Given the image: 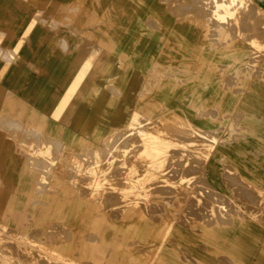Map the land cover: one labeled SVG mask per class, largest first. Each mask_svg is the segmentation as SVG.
<instances>
[{
	"label": "rangeland",
	"instance_id": "1",
	"mask_svg": "<svg viewBox=\"0 0 264 264\" xmlns=\"http://www.w3.org/2000/svg\"><path fill=\"white\" fill-rule=\"evenodd\" d=\"M13 1L14 0H0V20H9L12 28L17 29V35L19 36V39L14 44H12V40L16 39L15 34L9 30L10 27H8V24L4 25L5 20L0 22V76H4L2 82L5 86L17 87L27 80L26 78L28 76L27 69L20 62L26 59H31L33 61L37 60L32 53H35V55L42 53L41 50L50 39V35L46 34L41 27H37L36 25L45 24L47 22L52 26L62 23H64V25H68V15L67 11H64L65 14H62L60 16L61 18L54 14V10L57 6L55 0H16L22 5H25V10L23 11L16 10ZM58 1H60V3L65 8L71 7L72 5L75 6V16L72 14L70 15L71 24H73L72 18L74 17L75 34L79 36L82 34L84 29H87L90 31L86 32L84 35H86V37L94 35L91 38H96V41L93 40L91 44V57L88 59L89 61H86L84 68L75 77V80L72 84H68L67 79H62V74L59 76L55 75L53 77L52 85H56L57 82H60L61 87L67 91V94L62 101L59 99V95H57L51 88H47L43 91L41 89L22 91L25 93L30 92L33 98H38V106L49 113V117L43 116V119L45 120L43 125L44 135L40 132H37L38 126H33L36 123V125H39V119L37 118L42 117L39 111H36V109L32 110L31 107L26 105H19L20 110L17 112V115H15V106L18 107V105H15L14 101H16L17 98L9 100L7 102V106L3 108L2 114H0V119H2L0 120V142H5L8 144L11 155L6 168H3L4 165L1 164L0 160V166H2L0 167V199L2 200H0V213L2 214H0V264H38L42 261H45L47 264H116L118 261V246L114 240V236L117 229L122 230L124 235L130 234L131 238L148 243L152 233L155 232V225L150 221L151 218H153L151 219L152 221H156V223L161 225L163 224L165 227L164 231L166 232V237L170 234V230H172L174 226V222L169 223L172 220L177 221L178 223L181 222V224L183 222V226H187L188 228L195 230L202 229L205 231L209 229L210 226L205 225V228L204 224L202 223L203 219H200L204 218L202 216V212H204L203 209L206 208L203 206L208 203L207 197L209 198L212 196L211 187L206 181L204 170L205 165H207V162L216 146L223 142L221 131L225 132V130H227L226 128H230L227 131H230L231 129L235 130V133L231 134L232 140L238 137L237 134L241 133L239 130V120L242 119V116L237 111L239 108V103H241L243 94L245 93L244 81L245 79H249L251 75L258 78L262 76V74L255 75L253 73L250 75V71L252 72L255 70L254 68L264 64V58L261 57V53L264 52V10L260 8V2L258 0H202L203 2L201 0H190V2L188 0ZM197 1L200 3L198 2L194 5L193 3ZM186 2H189V7H186L188 10L184 7L187 6ZM148 3L153 4L151 13L156 12L159 16H163V10L161 9V6L165 8L166 12L169 13L164 17L165 21H170L171 16H174V18H177L180 21L184 20L201 25L206 31L207 38L209 40V47L211 49L223 51L222 53H224V49L228 51L238 50V53L241 55V57L234 58L231 56L221 57L215 59L212 63L207 62V59L204 61L202 64L203 66H208L209 64L211 66L204 76L203 85L194 92L193 102L190 108L171 104V100H168L167 98V90H155L151 85L148 84L147 86V83H145L146 75L149 69L153 70V72H156V65L160 62L161 66L164 67L163 61L160 59H154L153 57L157 46H154L153 43L148 46L147 39L148 35L150 34V30L146 25L145 16L147 14V9H145L146 11L144 12L143 10H138L135 8L136 6L147 8L146 4ZM200 7L201 9L203 8V11H200ZM183 8H185L184 11L187 10V12L190 8L191 9L188 13H185L182 10ZM197 8L198 10H196ZM30 9L31 13L28 17V20L31 22L30 25L25 28V13H29ZM209 11L210 13L212 11L214 12L210 14L208 13ZM62 12L63 11H61V13ZM180 12L184 13L181 14ZM201 12H203V15H201ZM200 16L201 18H199ZM62 17L65 18V22H63ZM83 25H85L86 28H84L85 26ZM152 25L153 27L159 25V27L164 28V26H161L158 21ZM104 36H106V38H104ZM89 38L90 37L87 39L91 42L92 39L90 40ZM101 39L104 41L102 42ZM98 40H100V44L98 43ZM94 41L96 43H94ZM102 43H105L104 47H102ZM83 44L84 41L80 38H77L74 42L76 66L80 65V50L84 48L83 46L80 47V45ZM46 49L47 51H54L55 47L53 42H49ZM105 49L107 51L110 49L109 52L114 53V55L117 51H122L123 56L118 62L114 61V58L110 64V71H112V73L105 74L100 79L99 83L94 84L91 80L92 76L87 75V71L90 68L92 71H95V69L105 66L106 62L109 63L111 61V57L107 52H105ZM59 55L60 54H56V57L50 58L44 56L39 59V64L45 65L49 69H53L61 59ZM183 62L184 61L177 59L171 66L172 68H170V73L167 75L158 73L159 76L157 75L158 77H167V79L173 83L177 81L172 86L174 87L172 92H177L179 84L178 82L181 79L180 73L177 72L179 71L177 66H183ZM67 63L68 58L64 59L62 66H66ZM162 67L161 70L163 69ZM217 71L218 74H220L219 76H221L222 80L224 81L223 86L225 88H221L220 83L213 80V83L210 84L212 91L210 98L206 99L202 98L201 96L197 98V96L202 92L203 86L206 84V79L209 77L212 78L217 73ZM93 74L98 77L100 76L99 73L97 74L93 72ZM155 76L152 75L150 77L149 80L151 81V84L153 82L156 83V81L158 83V77ZM140 79H142L141 83L139 82ZM28 81L30 83L29 85H31L35 81V77L30 75ZM107 82L119 88V91L121 92L120 99H117L114 95L109 94L106 91L105 87L107 86ZM138 83H140V86H138ZM0 92L1 98L3 91L0 90ZM74 95L76 98V103L71 112L73 120L71 121L70 128H61V133L59 134L57 131L60 129V126L55 122V119H60L62 117L70 102V99ZM196 98L197 102H195ZM154 101H158V105L152 104ZM58 102L60 103L57 105ZM201 102H205L203 106L200 105ZM198 109H200V116L206 117L207 119L204 121H198L194 118V113ZM12 114H14L16 117H13ZM173 115H175V117ZM181 115L186 117L187 120L183 119ZM219 115H222L223 118L226 119L225 122H223V125L225 126L223 129L219 127V123H216L213 120ZM27 118H30V120ZM3 120L7 122H4ZM159 120L162 121L160 122ZM32 121L34 123H32ZM28 124L30 125L29 127H27ZM182 125H186L185 128ZM144 126L146 127L144 128ZM159 128L160 130H158ZM172 128H174V130ZM171 129L174 131L173 133ZM34 130H36L35 134H33ZM158 131L159 136H157ZM13 132L14 134H16L15 132L18 134L21 133L20 136L18 135L20 139L17 138V134L14 135L16 137H13ZM84 132L87 133V138H84ZM187 132L189 133L187 134ZM135 133L139 137L135 136ZM185 133L187 136L186 138H184ZM8 134H12V136H9ZM30 135H32L33 138ZM46 135H49L48 137L50 138H48ZM133 136H135V138H133ZM178 136L181 137L178 138ZM129 137L133 139H129ZM149 137L150 139H148ZM59 139L60 141H57ZM25 140H31L30 144H27L28 141L25 142ZM116 140H118L117 144ZM136 140L138 141L136 142ZM185 140H187V145L184 143ZM45 141L48 143L46 144ZM194 144L197 146H193ZM112 145H114V147ZM191 146L194 148L191 149ZM85 148L87 149L84 150ZM13 150L19 155V157L13 156ZM132 150L133 154L131 152ZM182 150L184 151L182 152ZM92 151H94L93 153L95 156L93 155ZM177 151H179L178 155ZM187 151H190V154H188L189 152ZM140 152L143 154L145 153L147 156L145 154L144 156L143 154L141 155ZM175 152L176 154H174ZM24 153L25 156H23ZM82 153L86 157L83 155L82 157L78 155ZM136 154L139 156V158ZM53 155L55 156L56 160ZM135 155L137 157H134V159L133 156ZM4 156L7 157L8 155L4 153ZM127 156L131 158V160L128 159ZM197 156L200 158H197ZM192 157L194 159L196 158L197 160L195 159L194 161ZM77 158H80L81 161ZM93 158L96 159L94 160ZM101 158H104L105 160ZM148 158L150 160H148ZM125 159H127L128 162ZM136 159L141 161L139 162ZM37 160L38 162H36ZM177 161H182L180 163L181 165L178 163L179 167L181 166L182 168L177 166ZM166 162L170 164H167ZM116 163L120 164L117 165ZM166 164L167 167H165ZM18 165H28L32 170V174L26 175V173H22L19 171V169H17ZM56 165L60 169H58ZM44 166H47L48 168L46 167V169ZM73 166L75 169H72ZM101 166L104 169H101ZM115 166L117 168L119 167V171L115 169ZM137 166H143L146 168V170L145 168L142 169L141 167L140 170L143 171L141 173L139 167ZM185 166L188 169V172L186 171ZM172 167L178 171L172 173L174 171ZM96 168H98L99 171ZM112 169L115 170V172L117 171L116 174L114 173L115 176L112 172ZM72 170L74 171L73 174H71ZM53 171H58L59 173L55 172L53 174ZM36 173H39V181L42 184H39V181L37 182L38 188L35 195H38L37 197L39 198H41V195H43L42 197L45 199L43 201L35 200L31 206H29V198L31 197V182L34 180ZM109 173L111 174L109 175ZM140 173L142 174L141 176ZM194 173H197V175ZM74 174L79 178H77V176L75 177ZM124 174L125 177L122 176ZM80 175L82 178H84L85 182L82 180ZM86 175L90 176V178H88ZM91 175H93L92 178ZM173 176H175V178L177 177V179H174ZM107 177H111V179L109 180ZM113 180L116 183H113ZM121 181H123L124 184ZM82 182L86 185H83ZM157 182H159V184ZM126 183L132 187L128 186V188L126 185L125 188ZM12 184L14 187L13 193L16 194L14 196L13 194L11 195L10 192L13 190ZM114 184H118V187ZM121 184L124 187H122L123 189L119 187ZM79 185L81 186L79 187ZM152 185L154 187H151ZM164 185H166V188L167 186L171 185L169 188H167L168 191L165 190V187L163 188ZM111 189L114 193H112ZM202 189L204 190L202 191ZM21 190L23 191V194H20ZM84 190H86V192ZM152 190H154V195L152 194ZM171 190L175 192L171 194ZM106 192L109 193V198L112 195L111 199L114 197L115 199L111 201V199L107 197ZM158 192L161 195L158 194ZM165 192L167 194L169 192V194L164 195ZM32 193L34 194V192ZM104 197L108 198V203ZM116 198L118 200H116ZM125 200H128V202ZM239 200L242 199L239 198ZM101 201H105L106 203ZM117 201L118 206H115V203L117 205ZM119 201L122 204L119 203ZM151 202L155 203L152 205ZM101 203H104L105 205ZM140 204H142L144 207H141ZM50 206H53L54 209H49ZM111 206L113 207L111 208ZM150 206L152 207L150 208ZM201 207H203V209ZM154 208L159 210L158 212H161L155 213L153 210ZM197 209L198 211H196ZM220 209L227 210V207L222 206ZM194 210L198 213L195 214ZM132 212L140 216V218H129L126 224H117V220L124 218L126 215ZM167 212L169 214L170 212H173V215H176L175 219L167 217L165 218L164 215L167 214ZM119 213L121 217L118 215ZM212 216H214V213ZM142 219L146 220L148 226L144 227L141 225ZM206 221L209 223V221L211 222L212 219L208 218L205 220V222ZM160 230L162 231L163 229L161 228ZM95 236L98 238H94ZM154 244L155 243H152V246H154ZM103 245L113 248L111 254L102 247ZM16 249H18L19 252H17L18 250ZM24 253L26 254L25 257L27 258H23L25 255ZM35 255L39 256V258H36ZM26 260L28 261L26 262ZM45 262H42L41 264H46ZM148 262L149 260L145 259L140 261V264H148Z\"/></svg>",
	"mask_w": 264,
	"mask_h": 264
},
{
	"label": "crops",
	"instance_id": "2",
	"mask_svg": "<svg viewBox=\"0 0 264 264\" xmlns=\"http://www.w3.org/2000/svg\"><path fill=\"white\" fill-rule=\"evenodd\" d=\"M258 1L260 2V8L264 10V0ZM55 2L57 6L54 14L61 18L60 16L65 14L64 10L67 11L68 25L62 23L52 26L48 22L36 25L37 27H41L46 34L50 35V39L41 50L42 53L39 55L32 53L37 60L26 59L20 62L28 72L27 80L21 83V85L17 87L5 86L2 82L4 76H0V90L3 91L0 98V114H2L3 108L7 106V102L10 99L17 98L14 103L15 105H26L41 113L42 117H39L38 120L39 125H41H38L37 128L41 134H44L43 125L45 120L43 116L49 117V113L38 106V98H33L30 92L25 93L22 91L34 89H41L43 91L51 88L59 95V99L62 101L67 91L61 87L60 82L52 85L53 77L62 74V79H67L68 84H72L75 77L84 68L86 61H89L88 59L91 57L90 45L92 42L84 35L90 30L84 29L82 34L77 36L75 34L74 17L72 18L73 24H71L70 15L75 16V6L72 5L65 8L60 1L55 0ZM13 4L16 10H25V5H22L19 1L14 0ZM146 6L147 8L133 7L144 12L147 9L145 16L146 25L150 30L147 41L148 46L152 43L154 46H157L153 54L154 59L163 61L164 67L160 74L167 75L170 73V68H172L171 66L177 59L182 61L187 59L186 62L189 63L187 66H177L179 69L177 72L181 75L177 92H172L174 88L172 86L177 81L173 83L167 77H158V83L156 81V83L153 82L151 84L149 79L154 75V72L150 69L146 75V83L151 85L155 90H167V98L171 100V104L190 108L194 92L203 85L204 76L211 66L210 64L203 66L204 61L207 59V62L212 63L215 59L221 57L231 56L234 58L241 57V55L238 53V50L228 51L224 49V53H222L223 51L211 49L206 31L201 25L184 20L180 21L174 18V16H171L170 21H165L164 17L169 13L166 12L164 7L160 5L163 10V16H159L156 12L151 13L152 3H148ZM31 9L29 13H25V28L31 22L28 20ZM61 11L63 12L61 13ZM4 20V25L8 24L9 30L15 34L16 39L12 40V44H14L19 39L17 29L12 28L9 20ZM4 20H0V22ZM157 21L164 28L159 27V25L153 27L152 24H155ZM63 22H65V18H63ZM77 38L84 41V48L80 50L79 57L81 61L79 66L75 64L76 54L74 53V42ZM49 42H53L54 51H47L46 48ZM105 52L111 57V61L109 63L106 62L105 66H101L95 69V71H92L91 68L87 71V75L92 76L91 80L94 84L99 83L105 74L112 73L110 71V64L114 58V61L118 62L123 56L122 51H117L115 55L106 49ZM56 54H60L59 57L61 59L53 69L39 64V59L42 57H56ZM261 57L264 58V52L261 53ZM66 58H68L67 65L62 66ZM2 63L4 64L3 61ZM254 69V71H250V75L253 73L255 75L262 74V76L258 78L251 75L249 79H245L244 81L245 93L237 111L242 116V119L239 120V130L241 133L237 134L238 137L232 140L231 134L235 133V130L231 129L227 131L230 128H226L225 132L221 131L223 142L216 146L207 165H205L206 181L211 187L212 196L207 198L208 203L206 206H203L206 208L202 212V216L205 218H202V223L210 226L209 229L205 231L202 229L195 230L172 220L169 223L174 222V226L166 237L163 224L161 225L150 220L155 225V232L152 233L149 239L150 243H144L131 238L130 234L124 235L122 230L117 229L114 236V240L118 246V261L116 264H140V261L145 259L149 260L148 264H264V64ZM93 72L99 73L100 76H95ZM30 75L35 77V81L31 85H29L28 81ZM219 75L217 71L211 79L220 83L221 88H224V81ZM106 85L105 89L109 94L114 95L117 99L121 98V92L118 87L109 82ZM75 103L76 98L74 95L70 99L62 117L55 119V122L60 126V129L57 131L59 134L61 133V128H70L71 121L73 120L71 112ZM204 103L201 102L200 105L203 106ZM19 110V107H15V114ZM199 113L200 109L194 113L196 120L204 121L207 119L206 117H201ZM181 117L187 120L183 115ZM27 119L29 120L30 118ZM213 120L219 123V127L222 129L225 127L223 122L226 119L222 115ZM87 137V133L84 132V138ZM12 153L13 156L19 157L14 150ZM17 169L22 173H26V175L32 174V170L28 165H18ZM39 179L40 175L36 173L34 180L31 182L29 206L35 200L43 201L45 199L42 197L43 195H41V198L35 195ZM10 192L11 195H16L13 193L14 187ZM20 194H23L22 190ZM239 198L242 200H239ZM222 206L227 207V210L220 209ZM49 209L53 210L54 207L50 206ZM212 210L214 211L213 217ZM164 217L175 219L176 216L173 215V212H170V214L167 212ZM208 217L213 221L209 223L208 221L205 222ZM129 218L138 219L140 216L132 212L116 222L117 224L124 225ZM161 228L163 230L159 231ZM152 243H155L154 246H152ZM102 247L111 254L112 247L106 245Z\"/></svg>",
	"mask_w": 264,
	"mask_h": 264
},
{
	"label": "bare ground",
	"instance_id": "3",
	"mask_svg": "<svg viewBox=\"0 0 264 264\" xmlns=\"http://www.w3.org/2000/svg\"><path fill=\"white\" fill-rule=\"evenodd\" d=\"M61 1H62V0H61ZM167 1H168V0H167ZM188 1L190 2V0H188ZM193 1H194V0H193ZM199 1H200V0H199ZM199 1L194 2V3L192 2V3L195 5V3H198ZM201 1H202V0H201ZM228 1H229V0H228ZM64 2H65V1H64ZM68 2H70V1H68ZM189 2H188V3L186 2L187 4L184 3V4L187 5V6H184L185 8H186V7H189V6H188ZM202 2H203V1H202ZM211 2H212V1H211ZM199 3H200V2H199ZM204 3H205V2H204ZM213 3H214V2H213ZM236 3H237V2H236ZM217 4H218V3H217ZM197 5H198V4H197ZM211 5H213V4H211ZM177 7H178V6H177ZM191 7H192V5H191ZM196 7H197V6H196ZM206 7H207V6H206ZM213 7H214V6H213ZM178 8H180V7H178ZM178 8H177V9H178ZM185 8H183L182 10L184 11ZM214 8H215V7H214ZM28 9H29V8H28ZM175 9H176V8H175ZM186 9H187V8H186ZM190 9H191V8H190ZM190 9H189V11H190ZM200 9H201V7H200ZM202 9H203V8H202ZM202 9H201L200 11H203ZM232 9H233V8H232ZM178 10H180V9H178ZM182 10H181V11H182ZM187 10H188V9H187ZM187 10H185L184 12L186 13ZM196 10H198V8H197ZM233 10H234V9H233ZM64 11H65V10H64ZM189 11H188V12H189ZM204 11H205V10H204ZM207 11H208V10H207ZM184 12H183V13H184ZM188 12H187V13H188ZM212 12H214V11H212ZM212 12H211V13H212ZM221 12H222V11H221ZM68 13H69V12H68ZM180 13H181V12H180ZM183 13H181V14H183ZM197 13H198V12H197ZM201 13H202L201 15H203V12H201ZM208 13H210V11H209ZM211 13H210V14H211ZM218 13H219V12H218ZM198 14H199V13H198ZM193 15H194V14H193ZM49 16H50V15H49ZM198 16H199V15H198ZM204 16H207V15H204ZM208 16H209V15H208ZM234 16H235V15H234ZM202 17H203V16H202ZM62 18H63V17H62ZM199 18H201V16H200ZM205 18H206V17H205ZM18 19H19V18H18ZM208 19H209V18H208ZM60 20H61V19H60ZM228 20H229V19H228ZM87 21H88V20H87ZM215 21H216V20H215ZM90 22H91V21H90ZM229 22H230V20H229ZM222 23H223V22H222ZM226 23H227V22H226ZM211 24H212V23H211ZM216 24H217V23H216ZM90 25H91V24H90ZM58 26H59V25H58ZM222 26H223V25H222ZM226 26H227V25H226ZM227 27H228V26H227ZM230 28H231V27H230ZM223 29H224V28H223ZM221 31H222V30H221ZM225 31H226V30H225ZM227 31H228V30H227ZM231 32H232V31H231ZM4 33H5V32H4ZM225 33H226V32H225ZM5 34H6V33H5ZM91 34H92V33H91ZM93 34H94V33H93ZM100 35H101V34H100ZM213 35H214V34H213ZM219 35H220V34H219ZM230 35H232V34H230ZM92 36H94V35H92ZM92 36H88V37H90V38H89L90 40L92 39L91 42H93V40L96 39V38H95V39L91 38ZM101 36H102V35H101ZM88 37H87V38H88ZM102 37H103V36H102ZM99 38H101V37H99ZM104 38H106V36H104ZM104 38H103V39H104ZM222 38H223V37H222ZM228 39H229V38H228ZM214 40H215V39H214ZM217 40H218V39H217ZM95 41H96V40H95ZM95 41H94V43H96ZM101 41H102V39H101ZM103 41H104V40H103ZM103 41H102V42H103ZM227 41H228V40H227ZM99 42H100V40H98V43H99ZM233 42H234V41H233ZM98 43H97V44H98ZM110 43H111V42H110ZM222 43H223V42H222ZM225 43H226V42H225ZM99 44H100V43H99ZM102 44H103V43H102ZM114 44H115V43H114ZM104 45H105V43L103 44L102 47H104ZM110 45H111V44H110ZM223 45H224V44H223ZM81 46H83V45H80V47H81ZM90 46H91V45H90ZM91 47H92V46H91ZM99 47H100V46H99ZM3 49H4V48H3ZM88 50H89V49H88ZM95 50H96V49H95ZM109 50H110V49H109ZM109 50H108V51H109ZM186 60H187V59H185L184 62L182 63L183 66H187V65L189 64L188 62H186ZM161 67H162V66H161V62H160L159 64L156 65V69H155L156 72L154 71V73H153L154 75H153V76H155V75L157 76L158 73L161 72ZM220 67H221V66H220ZM231 67H232V66H231ZM162 68H163V67H162ZM225 68H226V67H225ZM166 69H167V68H166ZM174 69H176V68H174ZM170 70H171V69H170ZM178 70H179V69H178ZM175 72H176V71H175ZM155 73H156V74H155ZM231 75H232V74H231ZM156 76H155V77H156ZM158 76H159V75H158ZM158 76H157V77H158ZM173 78H174V77H173ZM227 78H228V77H227ZM139 82L141 83V82H142V79H140ZM205 82H206V84L203 86V88H202V92L200 93V95L197 96V98L201 96L202 98L209 99L210 96L212 95V94H211L212 91H211V88H210V84L213 83V81H212L211 77L207 78ZM140 83H138V86H140ZM145 83H146V82H145ZM229 84H231V83H229ZM147 86H148V84H147ZM224 88H225V87H224ZM237 89H238V87H237ZM242 89H243V88H242ZM232 91H234V90H232ZM0 93H1V92H0ZM232 93H233V92H232ZM197 98L195 99V102H197ZM10 100H11V99H10ZM14 103H15V101H14ZM226 103H227V102H226ZM152 104H154V105H158V101H154V103H152ZM12 107H13V106H12ZM15 107H16V106H15ZM18 107H19V105H18ZM13 108H14V107H13ZM13 108H11V109H13ZM217 109H218V108H217ZM32 110H33V109H32ZM29 111H30V110H29ZM5 113H6V112H5ZM229 114H230V113H229ZM4 115H5V114H4ZM8 115H9V114H8ZM10 115H11V114H10ZM12 115H13V117H14V116L17 115V114H15V115L12 114ZM19 115H20V114H19ZM2 116H3V115H2ZM6 116H7V115H6ZM27 116H28V115H27ZM173 116L175 117V115H173ZM0 117H1V116H0ZM15 117H16V116H15ZM17 117H18V116H17ZM22 117H23V116H22ZM33 117H34V115H33ZM174 117H173V118H174ZM176 117H177V116H176ZM7 118H8V116H7ZM18 118H19V117H18ZM23 119H24V118H23ZM34 119H35V118H34ZM34 119H33V120H34ZM37 119H39V118H37ZM37 119H36V120H37ZM177 119H178V118H177ZM177 119H176V120H177ZM0 120H2V119H0ZM20 120H21V119H20ZM29 120H30V119H29ZM180 120H181V119H180ZM3 121H4V120H3ZM9 121H10V120H9ZM150 121H151V120H150ZM159 121L161 122L162 120H159ZM168 121H169V120H168ZM181 121H182V120H181ZM4 122H7V121H4ZM15 122H17V121H15ZM141 122H142V121H141ZM145 122H146V121H145ZM174 122H175V121H174ZM32 123H34V122L32 121ZM137 123H138V122H137ZM155 123H156V121H155ZM167 123H168V122H167ZM176 123H177V122H176ZM176 123H175V124H176ZM184 123H185V122H184ZM184 123H183V124H184ZM13 124H14V123H13ZM23 124H25V123H23ZM36 124H37V123H36ZM36 124L33 125V126H38V125H36ZM38 124H39V123H38ZM144 124H145V123H144ZM151 124H152V123H151ZM151 124H150V125H151ZM7 125H9V124H7ZM152 125H153V124H152ZM158 125H160V124H158ZM162 125H163V123H162ZM167 125H168V124H167ZM169 125H170V124H169ZM177 125H178V124H177ZM1 126H2V124H1ZM5 126H6V125H5ZM12 126H14V125H12ZM18 126H19V124H18ZM23 126H24V125H23ZM29 126H30V125L28 124L27 127H29ZM39 126H40V125H39ZM138 126H139V125H138ZM173 126H174V125H173ZM173 126H172V127H173ZM182 126H183V125H182ZM185 126H186V125H184L183 127L185 128ZM6 127H7V126H6ZM19 127H20V126H19ZM21 127H22V126H21ZM130 127H131V126H130ZM145 127H146V126H144V128H145ZM159 127H160V126H159ZM180 127H181V126H180ZM1 128H2V127H1ZM25 128H26V126H25ZM134 128H135V127H134ZM137 128H138V127H137ZM144 128H143V129H144ZM155 128H156V127H155ZM157 128H158V127H157ZM175 128H176V127H175ZM186 128H187V127H186ZM19 129H20V128H19ZM30 129H31V128H30ZM34 129H35V128H34ZM131 129H132V127H131ZM138 129H139V128H138ZM153 129H154V128H153ZM162 129H163V128H162ZM165 129H166V127H165ZM169 129H170V128H169ZM172 129L174 130V128H172ZM172 129H171V131H172ZM177 129H178V128H177ZM179 129H180V128H179ZM25 130H26V129H25ZM43 130H44V129H43ZM135 130H136V129H135ZM150 130H151V129H150ZM158 130H160V128H159ZM184 130H185V129H184ZM184 130H182V131H184ZM187 130H188V129H187ZM195 130H196V129H195ZM27 131H28V128H27ZM30 131H31V130H30ZM35 131H36V130L33 131V132H34L33 134H35ZM161 131H162V130H161ZM161 131H160V132H161ZM163 131H164V129H163ZM21 132H22V131H21ZM24 132H25V131H24ZM37 132H38V131H37ZM37 132H36V133H37ZM129 132H130V131H129ZM151 132H152V131H151ZM155 132H156V131H155ZM167 132H168V130H167ZM173 132H174V131H172V133H173ZM178 132H179V131H178ZM185 132H186V130H185ZM192 132H193V131H192ZM213 132H214V131H213ZM15 133L17 134V136H18V135L20 136V134H21V133L18 134L17 132H15ZM38 133H39V132H38ZM50 133H51V132H50ZM57 133H58V132H57ZM122 133H124V132H122ZM127 133H128V132H127ZM158 133H159V131L157 132V136H159ZM180 133H181V132H180ZM188 133H189V132H187V134H188ZM209 133H210V132H209ZM6 134H7V133H6ZM16 134H14V132H13V137H16V136H14V135H16ZM29 134H30V133H29ZM116 134H117V133H116ZM116 134H115V135H116ZM120 134H121V133H120ZM152 134H153V133H152ZM154 134H156V133H154ZM160 134H161V133H160ZM164 134H165V133H164ZM176 134H177V132H176ZM178 134H179V133H178ZM182 134H183V132H182ZM203 134H204V133H203ZM213 134H214V133H213ZM8 135H9V134H8ZM23 135H24V134H23ZM43 135H44V134H43ZM148 135H149V134H148ZM161 135H162V134H161ZM9 136H12V134L9 135ZM19 136L17 137L18 139H20ZM30 136H32V135H30ZM46 136H47V135H46ZM48 136H49V135H48ZM48 136H47V137H48ZM117 136H118V135H117ZM135 136H137L136 133H135ZM135 136H133V138H135ZM157 136H156V137H157ZM163 136H164V135H163ZM176 136H177V135H176ZM184 136H185L184 138L187 137V136H186V133H185ZM212 136H214V135H212ZM47 137H46V140H47ZM109 137H110V136H109ZM113 137H114V136H113ZM126 137H127V136H126ZM137 137H139V136H137ZM151 137H152V136H151ZM170 137H171V135H170ZM170 137H169V138H170ZM174 137H175V136H174ZM179 137H181V136H178V138H179ZM188 137H189V136H188ZM206 137H207V136H206ZM32 138H33V136H32ZM32 138H31V139H32ZM48 138H50V137H48ZM51 138H52V137H51ZM111 138H112V136H111ZM111 138H110V139H111ZM115 138H116V136H115ZM122 138H123V137H122ZM130 138H131V137H129V139H130ZM133 138H131V139H133ZM154 138H155V137H154ZM167 138H168V136H167ZM175 138H177V137H175ZM182 138H183V137H182ZM211 138H212V137H211ZM26 139H27V137H26ZM44 139H45V138H44ZM53 139H54V138H53ZM53 139H52V140H53ZM107 139H108V137H107ZM148 139H150V137H149ZM188 139H189V138H188ZM191 139H192V138H191ZM201 139H202V138H201ZM113 140H114V139H113ZM138 140H139V138H138ZM138 140H136V142H137ZM173 140H174V139H173ZM179 140H181V139H179ZM27 141H28V140H25V142H27ZM30 141H31V140H30ZM30 141H28L27 144H28V143L30 144ZM33 141H34V140H33ZM37 141H38V140H37ZM53 141H54V140H53ZM57 141H60V139L57 140ZM109 141H110V140H109ZM117 141H118V140H116V144L118 143ZM120 141H121V139H120ZM125 141H126V139H125ZM177 141H178V140H177ZM186 141H187V140H185L184 143H186ZM190 141H192V140H190ZM190 141H189V142H190ZM20 142H22V141H20ZM49 142H50V141H49ZM101 142H102V141H101ZM106 142H107V140H106ZM142 142H143V141H142ZM178 142H179V141H178ZM37 143H38V142H37ZM45 143H46V141H45ZM47 143H48V142H47ZM47 143H46V144H47ZM63 143H64V142H63ZM63 143H62V144H63ZM131 143H132V142H131ZM134 143H135V142H134ZM138 143H139V142H138ZM182 143H183V142H182ZM191 143H192V142H191ZM199 143H200V142H199ZM212 143H214V142H212ZM39 144H40V143H39ZM108 144H109V143H108ZM111 144H112V143H111ZM128 144H129V143H128ZM210 144H211V143H210ZM64 145H65V144H64ZM123 145H124V144H123ZM123 145H122V147H123ZM126 145H127V144H126ZM186 145H187V143H186ZM191 145H192V144H191ZM195 145H196V144H194L193 146H195ZM98 146H99V145H98ZM107 146H109V145H107ZM112 146L114 147V145H112ZM128 146H129V145H128ZM130 146H132V145H130ZM140 146H141V145H140ZM193 146H191V147H192L191 149L194 148ZM196 146H197V145H196ZM207 146H208V145H207ZM53 147H54V146H53ZM59 147H60V145H59ZM67 147H68V146H67ZM115 147H117V146H115ZM202 147H203V146H202ZM205 147H206V146H205ZM62 148H63V147H62ZM68 148H69V147H68ZM99 148H100V147H99ZM102 148H103V147H102ZM117 148H119V147H117ZM140 148H141V147H140ZM142 148H143V147H142ZM57 149H58V148H57ZM86 149H87V148H85L84 150H86ZM100 149H101V148H100ZM143 149H144V148H143ZM158 149H159V148H158ZM161 149H162V148H161ZM171 149H172V148H171ZM55 150H56V149H55ZM64 150H66V149H64ZM73 150H74V149H73ZM98 150H99V149H98ZM105 150H107V149H105ZM111 150H112V149H111ZM133 150H134V149H133ZM133 150L131 151L132 154H133ZM140 150H142V149H140ZM145 150H146V149H145ZM145 150H143V151H145ZM165 150H166V149H165ZM179 150H180V149H179ZM31 151H32V150H31ZM69 151H70V150H69ZM71 151H72V150H71ZM101 151H102V150H101ZM101 151H100V152H101ZM143 151H142V152H143ZM150 151H151V150H150ZM172 151H173V149H172ZM175 151H176V148H175ZM183 151H184V150H182V152H183ZM56 152H57V151H56ZM58 152H59V150H58ZM58 152H57V153H58ZM76 152H77V151H76ZM82 152H83V151H82ZM87 152H89V151H87ZM93 152H94V151H92V153H93ZM98 152H99V151H98ZM106 152H107V151H106ZM136 152H138V151H136ZM146 152H147V151H146ZM161 152H162V151H161ZM178 152H179V151H177V155H178ZM187 152H189L188 154H190V151H187ZM187 152H186V153H187ZM192 152H193V151H192ZM196 152H198V151H196ZM196 152H195V153H196ZM4 153L7 154L8 156L5 157V156H4ZM53 153H55V152H53ZM92 153H91V154H92ZM103 153H104V152H103ZM108 153H109V152H108ZM140 153H141V152H140ZM147 153H148V152H147ZM150 153H151V152H150ZM159 153H160V152H159ZM167 153H168V152H167ZM169 153H170V152H169ZM203 153H204V152H203ZM72 154H73V153H72ZM88 154H89V153H88ZM138 154H139V153H138ZM142 154H143V153H141V155H142ZM144 154H145V153H144ZM144 154H143V156H144ZM170 154H171V153H170ZM174 154H176V152H175ZM193 154H194V153H193ZM55 155H56V154H55ZM61 155H62V154H61ZM78 155H80V156L82 157L83 153H82V154H78ZM93 155H94V153H93ZM104 155H108V154H104ZM113 155H115V154H113ZM136 155H137V154H136ZM136 155L133 156V158H134V157L136 158V157L138 156V155H137V156H136ZM145 155H146V154H145ZM182 155H183V154H182ZM186 155H187V154H186ZM23 156H25V153H24ZM28 156H29V155H28ZM58 156H59V155H58ZM83 156H85V155H83ZM94 156H95V155H94ZM139 156H140V154H139ZM139 156H138V158H139ZM146 156H147V155H146ZM151 156H152V155H151ZM191 156H194V155H191ZM53 157L55 158L54 155H53ZM56 157H57V156H56ZM85 157H86V156H85ZM87 157H88V156H87ZM89 157H90V156H89ZM101 157H102V156H101ZM121 157H122V155H121ZM121 157H119V158H121ZM127 157H128V156H127ZM148 157H149V156H148ZM176 157H177V156H176ZM10 158H11V155H10V148H9L8 144H6L5 142H0V160H1V164L4 165L3 168H6V166L8 165V162H9ZM66 158H67V154H66ZM72 158H73V155H72ZM91 158H92V157H91ZM91 158H90V159H91ZM106 158H107V157H106ZM135 158H134V159H135ZM192 158H193V157H192ZM197 158H200V157L197 156ZM31 159H33V158H31ZM35 159H36V158H35ZM35 159H34V161H35ZM69 159H70V158H69ZM69 159H67V160H69ZM74 159H76V158H74ZM77 159H78V158H77ZM79 159H80V158H79ZM79 159H78V160H79ZM93 159L95 160L96 158H93ZM93 159H92V161H93ZM97 159H98V158H97ZM101 159H104V158H101ZM110 159H111V158H110ZM128 159L131 160V158H129V157H128ZM173 159H174V158H173ZM188 159H189V158H188ZM193 159H194V158H193ZM195 159H196V158H195ZM195 159H194V161H195ZM38 160H39V159H38ZM38 160H37L36 162H38ZM55 160H56V158H55ZM78 160H77V161H78ZM104 160H105V159H104ZM108 160H109V159H108ZM125 160L127 161V159H125ZM136 160H138L139 162L141 161V160H139V159H136ZM148 160H150V159L148 158ZM171 160H172V159H171ZM177 160H178V159H177ZM183 160H184V159H183ZM186 160H187V159H186ZM189 160H190V159H189ZM196 160H197V159H196ZM200 160H201V159H200ZM72 161H73V160H72ZM80 161H81V159H80ZM102 161H103V160H102ZM123 161H124V160H123ZM144 161H145V158H144ZM146 161H147V160H146ZM164 161H167V160H164ZM190 161H191V160H190ZM69 162H71V161H69ZM83 162H84V161H83ZM83 162H82V163H83ZM94 162H95V161H94ZM94 162H92V163H94ZM97 162H98V161H97ZM116 162H117V161H116ZM127 162H128V161H127ZM139 162H138V163H139ZM181 162H182V161H181ZM181 162H180V161H179V162L177 161L176 164H177L178 167H179L178 163L180 164ZM200 162H201V161H200ZM205 162H206V161H205ZM39 163H40V162H39ZM41 163H42V160H41ZM44 163H46V162H44ZM67 163H68V162H67ZM89 163H90V162H89ZM95 163H96V162H95ZM106 163H107V162H106ZM120 163H121V162H120ZM120 163H119V164H120ZM163 163H164V162H163ZM166 163H167V164H170V163H168V162H166ZM174 163H175V162H174ZM174 163H173V164H174ZM184 163H185V161H184ZM184 163H183V164H184ZM36 164H37V163H36ZM85 164H86V163H85ZM85 164H84V165H85ZM87 164H88V162H87ZM90 164H91V163H90ZM90 164H89V165H90ZM116 164L119 165L118 163H116ZM128 164H130V163H128ZM136 164H137V163H136ZM136 164H135V165H136ZM167 164H166L165 167H167ZM200 164H202V163H200ZM37 165H38V164H37ZM41 165H42V164H41ZM72 165H73V164H72ZM130 165H132V164H130ZM171 165H172V164H171ZM171 165H170V166H171ZM174 165H175V164H174ZM180 165H181V164H180ZM197 165H198V164H197ZM202 165H203V164H202ZM35 166H36V165H35ZM35 166H34V167H35ZM90 166H91V165H90ZM103 166H104V165H103ZM106 166H107V164H106ZM145 166H146V165H145ZM177 166H176V167H177ZM0 167H2V166H0ZM32 167H33V166H32ZM41 167H42V166H41ZM44 167H45V166H44ZM46 167H47V166H46ZM46 167H45V168H46ZM56 167H57V165H56ZM104 167H105V166H104ZM137 167H139V170H140L141 167H142V169L145 168V167H143V166H137ZM163 167H164V166H163ZM180 167H181V166H180ZM180 167H179V168H180ZM183 167H184V166H183ZM199 167H200V166H199ZM47 168H48V167H47ZM47 168H46V169H47ZM57 168L60 169L59 167H57ZM66 168H67V167H66ZM66 168H65V169H66ZM70 168H71V167H70ZM100 168L102 169L103 167L101 166ZM118 168H119V167H118ZM118 168L115 166V169L118 170ZM122 168H123V167H122ZM147 168H148V167H147ZM168 168H169V166H168ZM168 168H167V169H168ZM172 168H173V167H172ZM181 168H182V167H181ZM185 168H186V166H185ZM185 168H184V169H185ZM197 168H198V167H197ZM53 169L55 170L54 167H53ZM65 169H63V170H65ZM72 169H75L74 166H73ZM96 169H98V168H96ZM103 169H104V168H103ZM120 169H121V168H120ZM165 169H166V168H165ZM165 169H164V170H165ZM173 169H174V168H173ZM200 169H201V168H200ZM200 169H199V170H200ZM4 170H5V169H4ZM37 170H38V169H37ZM83 170H84V169H83ZM112 170H113V169H112ZM121 170H122V169H121ZM124 170H126V169H124ZM145 170H146V168H145ZM187 170H188V169L186 168V171H187ZM58 171H60V170H58ZM58 171H53V174H54L55 172H58ZM94 171H96V170H94ZM94 171H93V172H94ZM98 171H99V169H98ZM98 171H97V172H98ZM118 171H119V170H118ZM140 171H141V170H140ZM159 171H160V170H159ZM165 171H166V170H165ZM175 171H176V170L174 169V171H173L172 173H174ZM177 171H178V170H177ZM177 171H176V172H177ZM179 171H180V170H179ZM232 171H233V170H232ZM39 172H40V171H39ZM62 172H64V171H62ZM62 172H61V173H62ZM66 172H67V170H66ZM112 172H113V174H114V173L116 174L117 171L115 172V170H113ZM142 172H143V171H141V173H142ZM154 172H155V171H154ZM163 172H164V171H163ZM180 172H182V171H180ZM187 172H188V171H187ZM191 172H193V171H191ZM197 172H198V171H197ZM235 172H236V171H235ZM235 172H234V173H235ZM43 173H45V172H43ZM58 173H59V172H58ZM73 173H74V171L72 170V171H71V174H73ZM141 173H140V176L142 175ZM156 173H157V172H156ZM168 173H169V172H168ZM168 173H167V175H168ZM184 173H185V172H184ZM184 173H183V174H184ZM189 173H190V171H189ZM189 173H188V174H189ZM62 174H63V173H62ZM66 174H67V173H66ZM68 174H69V173H68ZM90 174H91V173H90ZM94 174H95V173H94ZM110 174H111V173H109V175H110ZM115 174H114V176H115ZM117 174H118V173H117ZM126 174H127V173H126ZM178 174H179V173H178ZM191 174H192V173H191ZM194 174L197 175V173H194ZM228 174H229V173H228ZM1 175H2V174H1ZM42 175H43V174H42ZM56 175H57V174H56ZM56 175H55V176H56ZM74 175H75V174H74ZM74 175H73V177H74ZM81 175H82V174H81ZM81 175H80V177H81ZM87 175H88V174H87ZM87 175H86V176H87ZM105 175H106V174H105ZM109 175H108V176H109ZM150 175H151V174H150ZM159 175H160V174H159ZM175 175H176V174H175ZM181 175H182V174H181ZM2 176H3V175H2ZM64 176H65V175H64ZM64 176H63V177H64ZM76 176H77V175H75V177H76ZM82 176H84V175H82ZM92 176H93V175H91V178H92ZM112 176H113V175H112ZM114 176H113V178H114ZM118 176H119V175H118ZM118 176H117V177H118ZM122 176L125 177V174L122 175ZM127 176H128V174H127ZM140 176H139V177H140ZM152 176H153V175H152ZM168 176H169V175H168ZM170 176H171V175H170ZM176 176H177V175H176ZM189 176H190V175H189ZM202 176H203V175H202ZM68 177H71V176H68ZM87 177L90 178V176H87ZM171 177H172V176H171ZM171 177H170V178H171ZM173 177H174V179H177V177H176V178H175V176H173ZM179 177H180V176H179ZM185 177H186V176H185ZM200 177H201V176H200ZM232 177H233V176H232ZM44 178H45V177H44ZM55 178H56V177H55ZM65 178H66V177H65ZM65 178H64V179H65ZM77 178H79V177L77 176ZM77 178H76V179H77ZM81 178H82V177H81ZM81 178H80V179H81ZM93 178H94V177H93ZM101 178H102V177H101ZM108 178H109V180L111 179V177H107V179H108ZM113 178H112V179H113ZM148 178H149V177H148ZM162 178H163V177H162ZM164 178H165V177H164ZM183 178H184V177H183ZM134 179H135V178H134ZM151 179H152V178H151ZM171 179H172V178H171ZM52 180H53V179H52ZM52 180H51V181H52ZM66 180H67V178H66ZM69 180H70V178H69ZM82 180L84 181V178H82ZM82 180H81V181H82ZM85 180H86V179H85ZM114 180H115V179H114ZM114 180H113V183L115 182ZM118 180H119V179H118ZM128 180H129V179H128ZM147 180H149V179H147ZM197 180H198V179H197ZM1 181H2V179H1ZM48 181H49V180H48ZM53 181H54V180H53ZM56 181H58V180H56ZM56 181H55V182H56ZM67 181H68V180H67ZM70 181H71V180H70ZM87 181H88V179H87ZM87 181H86V182H87ZM90 181H91V179H90ZM131 181H133V180H131ZM167 181H168V180H167ZM198 181H199V180H198ZM84 182H85V181H84ZM118 182H120V181H118ZM121 182L123 183V181H121ZM163 182H164V181H163ZM169 182H170V181H169ZM204 182H205V181H204ZM82 183H83V182H82ZM82 183H81V184H82ZM87 183H88V182H87ZM98 183H100V182H98ZM111 183H112V182H111ZM115 183H116V182H115ZM150 183H151V182H150ZM155 183H156V182H155ZM155 183H154V184H155ZM157 183L159 184V182H157ZM170 183H171V182H170ZM39 184H42V183H40V181H39ZM68 184H69V183H68ZM92 184H93V183H92ZM123 184H124V183H123ZM147 184H149V183H147ZM152 184H153V183H152ZM175 184H176V183H175ZM186 184H187V183H186ZM186 184H185V185H186ZM203 184H204V183H203ZM69 185H71V184H69ZM83 185H86V184L83 183ZM114 185H115V184H114ZM117 185H118V184H117ZM117 185H115V186H117ZM121 185H122V184H121ZM121 185H120L119 187H120L121 189H123L124 187H123V185H122V186H121ZM126 185H127V183L125 184V188H126ZM155 185H156V184H155ZM207 185H208V184H207ZM80 186H81V185H79V187H80ZM128 186H129V187H132V186H130L129 184L127 185V187H128ZM149 186H150V185H149ZM149 186H148V187H149ZM165 186H166V185H164L163 188H164ZM170 186H171V185H170ZM170 186H167V188H169ZM48 187H49V186H48ZM51 187H52V186H51ZM74 187H75V186H74ZM79 187H78V188H79ZM84 187H85V186H84ZM88 187H89V186H88ZM117 187H118V186H117ZM122 187H123V188H122ZM129 187H128V188H129ZM148 187H147V188H148ZM151 187H154V186L152 185ZM228 187H229V186H228ZM86 188H87V187H86ZM156 188H157V187H156ZM161 188H162V186H161ZM161 188H160V189H161ZM163 188H162V189H163ZM165 188H166V187H165ZM167 188H166L165 190H167ZM178 188H179V187H178ZM204 188H205V187H204ZM55 189H56V188H55ZM81 189H82V187H81ZM108 189H109V188H108ZM108 189H107V190H108ZM158 189H159V188H158ZM170 189H171V188H170ZM172 189H173V188H172ZM3 190H4V189H3ZM39 190H41V189H39ZM48 190H49V189H48ZM82 190H83V189H82ZM111 190H112V189H111ZM176 190H177V189H176ZM196 190H197V189H196ZM203 190H204V189H202V191H203ZM239 190H240V189H239ZM242 190H243V189H242ZM242 190H241V191H242ZM78 191H81V190H78ZM84 191L86 192V190H84ZM94 191H95V190H94ZM96 191H97V190H96ZM148 191H149V190H148ZM153 191H154V190H152V192H153ZM160 191H161V190H160ZM160 191H159V192H160ZM163 191H164V190H163ZM163 191H162V192H163ZM167 191H168V190H167ZM172 191H173V190H171V192H170L171 194L175 192V191H173V192H172ZM200 191H201V189H200ZM243 191H244V190H243ZM247 191H248V190H247ZM249 191H250V190H249ZM41 192H43V191H41ZM82 192H83V191H82ZM90 192H91V191H90ZM102 192H103V190H102ZM107 192H108V191H107ZM107 192H106V193H107ZM159 192H158V194L161 193V192H160V193H159ZM177 192H178V191H177ZM207 192H208V191H207ZM236 192H237V191H236ZM5 193H6V192H5ZM79 193H80V192H79ZM112 193H114L113 190H112ZM117 193H118V192H117ZM121 193H122V192H121ZM147 193H148V192H147ZM150 193H151V192H150ZM243 193H244V192H243ZM245 193H246V192H245ZM82 194H83V193H82ZM85 194H86V193H85ZM100 194H101V193H100ZM104 194H105V193H104ZM115 194H116V193H115ZM152 194L154 195V192H153ZM162 194H163V193H162ZM165 194H167V193L165 192L164 195H165ZM168 194H169V192H168ZM168 194H167V195H168ZM171 194H170V195H171ZM198 194H199V193H198ZM211 194H212V193H211ZM213 194H214V193H213ZM247 194H249V193H247ZM251 194H252V193H251ZM71 195H72V194H71ZM71 195H70V197H71ZM91 195H92V194H91ZM113 195H114V194H113ZM160 195H161V194H160ZM82 196H85V195H82ZM92 196H93V195H92ZM103 196H106V195H103ZM108 196H109V193H107V197H108ZM115 196H116V195H115ZM117 196H118V195H117ZM120 196H121V194H120ZM200 196H201V194H200ZM209 196H211V195H209ZM213 196H214V195H213ZM237 196H238V195H237ZM243 196H245V195H243ZM246 196H248V195H246ZM255 196L257 197V195H255ZM258 196H259V195H258ZM2 197H3V196H2ZM100 197H101V196H100ZM107 197H106V198L104 197V198L106 199V202H107V199L109 198V197H108V198H107ZM111 197H112V195H111ZM111 197H110L109 199H111ZM121 197H122V196H121ZM154 197H155V196H154ZM164 197H165V196H164ZM164 197H163V198H164ZM198 197H199V196H198ZM92 198H93V197H92ZM159 198H160V197H159ZM163 198H162V199H163ZM207 198H208V197H207ZM209 198H210V197H209ZM217 198H218V196H217ZM220 198H221V197H220ZM242 198H243V197H242ZM257 198H258V197H257ZM113 199H115V197H114ZM113 199H111V201H112ZM131 199H132V198H131ZM133 199H134V198H133ZM165 199H167V198H165ZM195 199H196V198H195ZM202 199H203V198H202ZM243 199H244V198H243ZM0 200H1V199H0ZM91 200H92V199H91ZM94 200H95V199H94ZM116 200H118V199L116 198ZM116 200H115V201H116ZM119 200H124V199H119ZM211 200H212V199H211ZM213 200H214V199H213ZM221 200H222V199H221ZM229 200H230V199H229ZM250 200H251V199H250ZM1 201H2V200H1ZM96 201H97V200H96ZM108 201H109V200H108ZM125 201L128 202V200H125ZM179 201H180V200H179ZM179 201H178V202H179ZM214 201H215V200H214ZM101 202L106 203L105 201H101ZM123 202H124V201H123ZM183 202H184V201H183ZM212 202H213V201H212ZM218 202H219V201H218ZM239 202H240V201H239ZM249 202L251 203V201H249ZM34 203H35V202H34ZM104 203H101V204L105 205ZM107 203H108V202H107ZM119 203H121V202L119 201ZM151 203H152V202H151ZM153 203H155V202H153ZM153 203H152V205H153ZM205 203H206V201H205ZM220 203H221V202H220ZM48 204H49V203H48ZM121 204H122V203H121ZM180 204H181V203H180ZM180 204H179V205H180ZM195 204H196V203H195ZM243 204H244V203H243ZM254 204H255V203H254ZM259 204H260V203H259ZM259 204H258V205H259ZM140 205H141V207H144L142 204H140ZM154 205H156V204H154ZM182 205H183V204H182ZM107 206H108V205H107ZM113 206H114V205H113ZM113 206H111V208H112ZM115 206H118V201H117V205H116V203H115ZM158 206H159V205H158ZM158 206H157V207H158ZM189 206H190V204H189ZM205 206H206V205H205ZM211 206H212V204H211ZM89 207H90V206H89ZM126 207H127V206H126ZM129 207H131V206H129ZM139 207H140V206H139ZM148 207H149V206H148ZM151 207H152V206H150V208H151ZM154 207H155V206H154ZM198 207H199V206H198ZM209 207H210V206H209ZM248 207H249V206H248ZM250 207H251V206H250ZM123 208H124V207H123ZM155 208H156V207H155ZM155 208H154L153 210H154L155 213H156V212H158L159 210H157V209H155ZM158 208H159V207H158ZM161 208H162V207H161ZM178 208H179V207H178ZM186 208H188V207H186ZM191 208H192V207H191ZM196 208H197V205H196ZM199 208H200V207H199ZM199 208H198V209H199ZM201 208L203 209V207H201ZM207 208H208V207H207ZM229 208H230V207H229ZM142 209H143V208H142ZM148 209H149V208H148ZM176 209H177V208H176ZM181 209H182V208H181ZM198 209H197L196 211H198ZM202 209H201V212H202ZM216 209H217V208H216ZM216 209H215V210H216ZM156 210H157V211H156ZM203 210H205V209H203ZM117 211H118V210H117ZM135 211H136V210H135ZM154 211H153V213H154ZM177 211H178V210H177ZM185 211H186V210H185ZM192 211H193V210H192ZM196 211L194 210L195 214L198 213V212H196ZM199 211H200V210H199ZM206 211H207V210H206ZM222 211H223V210H222ZM259 211H260V210H259ZM11 212H12V211H11ZM102 212H103V211H102ZM118 212H120V211H118ZM121 212H122V211H121ZM130 212H131V211H130ZM143 212H145V211H143ZM150 212H151V211H150ZM160 212H161V211H160ZM160 212H158V213H160ZM162 212H163V211H162ZM164 212H165V211H164ZM20 213H21V212H20ZM20 213H19V214H20ZM153 213H152V214H153ZM189 213H190V212H189ZM242 213H243V212H242ZM0 214H1V213H0ZM11 214H13V213H11ZM14 214H15V213H14ZM93 214H94V213H93ZM178 214H179V213H178ZM212 214H213V211H212ZM1 215H2V214H1ZM25 215H27V214H25ZM118 215L121 217L120 213H119ZM146 215H147V212H146ZM208 215H209V214H208ZM220 215H221V214H220ZM260 215H261V214H260ZM8 216H9V214H8ZM13 216H14V215H13ZM114 216H115V215H114ZM151 216H152V215H151ZM175 216H176V215H175ZM197 216H198V215H197ZM2 217H3V216H2ZM11 217H12V216H11ZM148 217H150V216H148ZM158 217H159V216H158ZM182 217H183V216H182ZM201 217H202V216H201ZM212 217H213V216H212ZM219 217H220V216H219ZM23 218H24V217H23ZM28 218H29V217H28ZM99 218H100V217H99ZM155 218H156V217H155ZM208 218H209V217H208ZM214 218H216V217H214ZM151 219H153V218H151ZM151 219H150V220H151ZM200 219H202V218H200ZM263 219H264V217H263ZM154 220H155V219H154ZM183 220H184V219H183ZM188 220H189V218H188ZM215 220H216V219H215ZM28 221H29V220H28ZM163 221H164V220H163ZM212 221H213V220H212ZM217 221H218V220H217ZM141 222H142L141 225H143L144 227L148 226L147 223H146V220L142 219ZM155 222H156V221H155ZM184 222H185V221H184ZM192 222H193V221H192ZM209 222H210V221H209ZM180 223H181V222H180ZM182 224H183V222H182ZM201 224H202V223H201ZM27 225H28V224H27ZM53 225H54V224H53ZM191 225H192V224H191ZM204 227H205V224H204ZM205 228H206V227H205ZM12 231H13V230H12ZM37 231H38V230H37ZM63 231H64V230H63ZM160 231H161V230H160ZM170 231H171V230H170ZM66 232H67V231H66ZM10 233H11V232H10ZM37 233H38V232H37ZM62 233H63V232H62ZM96 233H98V232H96ZM30 234H31V233H30ZM42 234H43V233H42ZM63 234H64V233H63ZM91 234H92V233H91ZM93 234H95V233H93ZM64 235H65V234H64ZM95 235H96V234H95ZM90 236H91V235H90ZM144 237H145V236H144ZM68 238H69V237H68ZM94 238H98V237L95 236ZM74 239H75V238H74ZM65 240H67V239H65ZM81 241H82V240H81ZM66 242H67V241H66ZM75 242H76V241H75ZM5 245H6V244H5ZM10 245H11V244H10ZM2 247H3V246H2ZM2 247H1V248H2ZM7 247H8V246H7ZM9 247H10V246H9ZM13 247H14V245H13ZM15 247H16V246H15ZM10 248H11V247H10ZM22 248H23V247H22ZM13 249H14V248H13ZM23 249H24V248H23ZM16 250H18V249H16ZM26 251H27V250H26ZM97 251H98V250H97ZM17 252H19V250H18ZM38 252H39V251H38ZM94 252H95V251H94ZM20 253H21V251H20ZM20 253H19V255H20ZM100 253H101V252H100ZM24 254H25V253H24ZM36 254H37V253H36ZM19 255H18V256H19ZM21 256H22V255H21ZM25 256H26V254L24 255V257H23V256H22V257H23V258H27V257H25ZM35 256H36V255H35ZM37 257L39 258V256H36V258H37ZM62 257H63V256H62ZM23 258H22V259H23ZM99 258H100V257H99ZM55 259H56V258H55ZM16 260H17V259H16ZM41 260H42V259H41ZM41 260H40V261H41ZM43 260H44V259H43ZM95 260H96V259H95ZM19 261H20V260H19ZM23 261H25V260H23ZM27 261H28V260H26V262H27ZM99 261H100V260H99ZM37 262H38V261H37ZM42 262H45V261H42ZM42 262H39V263L41 264ZM39 263H38V264H39ZM45 263H46V262H45ZM15 264H16V263H15ZM46 264H47V263H46Z\"/></svg>",
	"mask_w": 264,
	"mask_h": 264
}]
</instances>
